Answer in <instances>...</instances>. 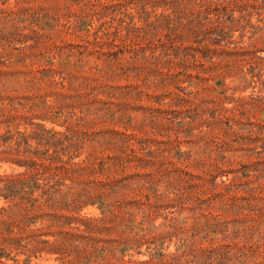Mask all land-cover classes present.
<instances>
[{
	"label": "rangeland",
	"instance_id": "obj_1",
	"mask_svg": "<svg viewBox=\"0 0 264 264\" xmlns=\"http://www.w3.org/2000/svg\"><path fill=\"white\" fill-rule=\"evenodd\" d=\"M65 2L0 0V95L22 101L16 115L26 135L65 129L58 108L50 115L29 103L81 101L93 111L91 141L74 159L90 154V162L71 176L78 185L67 180L72 191L60 193L86 195L89 204L29 212L0 199L9 210L0 212V264H264V69L252 84L250 75L242 80L255 58L264 67V32L241 45L235 33L226 56L212 47L216 65L169 70L156 62L164 11L139 7L135 52L123 43L117 58L87 48L79 84L58 75L59 62L79 57L59 55L70 41H54L45 19L39 29L29 24L34 11L60 14ZM259 9L246 21L264 30ZM95 67L104 72L88 70ZM26 172L0 162V177L19 175L18 184Z\"/></svg>",
	"mask_w": 264,
	"mask_h": 264
},
{
	"label": "trees",
	"instance_id": "obj_2",
	"mask_svg": "<svg viewBox=\"0 0 264 264\" xmlns=\"http://www.w3.org/2000/svg\"><path fill=\"white\" fill-rule=\"evenodd\" d=\"M68 1L70 3L65 2L56 6L60 9L58 10L60 14H56L53 9L34 11L29 24L39 29L40 19H45L55 27L52 33L55 34L54 41L56 39L70 41L61 48L63 51H59V55L62 56L65 51L78 52L79 57L75 62H70L68 58L59 62L62 70L58 75L62 81H79V84L85 82L83 79L86 73L82 69L87 67V63L82 56L87 48L112 50L113 53L109 56L117 58L116 49L120 43H123L128 53L135 52V42L138 40L140 29L136 25L139 7L162 8L164 11L161 20L165 21V24L156 27L160 32L157 40L164 50L156 57V62L168 67L169 70H185L191 62L199 65L202 64V60L216 65L210 54L214 55L217 52L215 48L220 47L221 53L225 55H221L219 51V56H226L229 49L235 48V33H239L238 42L241 45L244 38H247L251 44L256 34L264 32L261 26L246 21L253 14L261 16L257 11H260V5H264V0ZM4 32L5 30L2 29V33ZM52 34L48 36L50 39H53ZM6 37L0 36V39ZM162 37L165 40L161 39ZM19 44H22V41L14 45ZM32 46L34 45L30 47ZM212 47L215 48L211 51ZM262 61L261 58L251 61L248 72L242 80H247V76L250 75L252 84L253 80L257 79L256 71L263 72ZM106 62L108 61L105 58L103 64L106 65ZM88 70L97 74L104 72L103 69L96 67ZM64 72L74 73L77 77L68 80ZM43 75L49 76L48 73ZM1 92L2 86L0 94ZM21 103V100L5 99L0 95V155L6 156L0 158V162L24 168L29 177L19 184V175L0 177V193L5 192L4 196L0 195V199L13 203L11 208L12 205L15 209L21 206L29 212L40 211L43 207L54 209L61 206L68 210H77L87 206L89 201L86 195L75 197L69 193L66 195L60 193L64 190L72 191L71 186L78 185L77 180L71 176L76 175L78 171L84 172V168L80 165L90 162V154H87L81 163H75L74 159L79 158L83 150H87L91 141L87 129L90 127L89 119L93 111L90 112L86 103L81 101L55 100L51 103L45 101L37 104L29 103L28 107L33 106L50 115L54 107L58 108V114L64 121L63 132L40 127L34 136L33 133L26 135L19 130V118L16 113L20 111ZM95 117L101 120L99 111ZM30 141H36L37 147L32 148ZM67 180L71 186L66 184ZM260 190L264 192L263 188ZM20 194L23 197L20 198ZM8 211V208L0 209L3 213Z\"/></svg>",
	"mask_w": 264,
	"mask_h": 264
}]
</instances>
